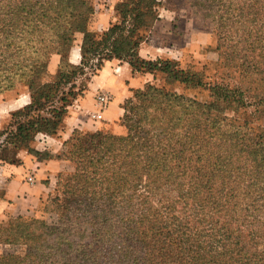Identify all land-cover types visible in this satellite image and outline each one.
Listing matches in <instances>:
<instances>
[{
  "label": "trees",
  "instance_id": "trees-1",
  "mask_svg": "<svg viewBox=\"0 0 264 264\" xmlns=\"http://www.w3.org/2000/svg\"><path fill=\"white\" fill-rule=\"evenodd\" d=\"M185 1L195 10H212L223 3ZM158 8V0H121L114 8L117 20L97 39L87 31L94 12L91 0H0V95L23 86L31 100L12 114L14 130L7 134L0 157L12 155L11 147L13 151L27 150L39 162H73L74 176H82L88 187L94 186L92 183L106 184L134 192L136 183L145 178L144 187L151 192L159 188L160 182L171 184L176 197L171 205L155 210L154 217L170 222L184 239L174 241L171 236H163L164 232L153 225L151 215L146 213L140 220V258H144L145 264H264V251L257 253L258 226L251 230L244 223H227L220 214V209L234 201L230 173L222 171L225 163L234 165L240 157V161L253 168L252 177L260 180V191L264 192V130L255 126V116L264 107V95L254 94L248 108L246 93L237 87L212 88V97L216 99L200 104L147 86L143 91L136 90L133 99L124 105L120 122L125 136L81 134L74 130L56 155L30 147L37 136L54 138L62 130L73 86L61 93L58 107L54 105L56 95L85 68L100 71L104 62L117 59L127 61L133 72L162 73L170 84L202 86L198 75L174 70L171 62L160 65L139 60L146 33L159 19ZM241 10L239 23L249 22L244 7ZM232 17L224 11L219 20L231 23ZM76 34L83 36L78 67L68 62ZM228 48L233 52L245 51L239 63V70H244L238 77L249 75L255 83L262 81L264 43L245 38ZM53 55L60 57L65 70L52 85L38 84L47 76ZM259 70L261 73L255 74ZM47 104L51 108L48 116L37 114ZM242 110L244 114L250 112L243 122L226 115L227 111ZM150 199L146 196L145 203ZM260 199L264 209V198ZM237 207L232 205L234 210ZM247 212L240 214L246 216ZM254 218L252 215L251 221ZM129 247H133L131 243Z\"/></svg>",
  "mask_w": 264,
  "mask_h": 264
},
{
  "label": "rangeland",
  "instance_id": "rangeland-1",
  "mask_svg": "<svg viewBox=\"0 0 264 264\" xmlns=\"http://www.w3.org/2000/svg\"><path fill=\"white\" fill-rule=\"evenodd\" d=\"M120 1L91 0L94 12L87 24V31L97 39L101 38L115 19L117 20L114 8ZM158 1L160 2V8L157 10L159 19L146 33L141 46L147 51L139 56V60L160 65L171 62L174 64V70L198 75L202 80V86L181 82L170 84L167 83L166 75L162 73L133 72L127 61L117 59L104 62V67L100 71L85 68L83 73L75 76L70 85L60 90L54 103L56 107L61 106L57 102L61 98V93L68 92L73 86L67 108L68 114L73 111L92 121L91 128L79 124L82 130L76 129L77 132L125 136L126 130L120 122L124 115V105L126 101L133 99L136 90L143 91L147 86L156 87L167 93H175L200 104H207L216 99L215 96L212 97V88L237 87L246 93L248 108L254 94L264 95V73L260 75L262 81L258 83H255L254 78L249 75H244V78L238 77L239 72L244 70L242 68L239 70V63L243 60L245 51L240 53L233 52L234 50L230 48L227 50V46L231 47L245 38L249 39V42L264 43V0H218L223 2L222 5L213 6L212 10L204 8L195 10L185 0ZM199 2L203 3L201 0ZM205 6L208 7L207 3ZM242 7L249 22L241 24L239 15L242 13ZM224 11L233 16L231 23L219 20V16L223 15ZM82 39L81 34H76L73 48L68 56L71 66L78 67L80 64ZM124 65L131 75L140 76V80L135 79L132 83L137 85L136 89L129 90V96L121 99L127 78L122 71ZM63 70L65 69L60 57L53 55L48 63L47 76L41 78L38 84L52 85L55 77ZM66 70L70 71V69ZM261 71L255 74L258 75ZM103 94L109 99L106 110L118 103L121 116L118 120L109 122L105 121L103 115L101 122L93 124L95 102ZM25 95L29 104L31 100L27 89L23 86L0 95V149L6 145L7 134L14 130L15 119L12 118V114L23 107L13 106L11 102L22 99ZM262 103L264 104V100ZM50 109L47 104L39 109L37 114L48 116ZM249 111L246 114L244 110L238 113L227 111L226 115L229 118L235 116L239 122H243L244 116L249 118ZM255 118V126L264 130V107ZM39 138L41 137L37 136L30 144L32 149L56 155L63 148L55 153L51 148L55 147L52 142ZM9 148V152L13 154L0 157V264H145L147 262L144 258H140L143 226L140 220L146 213L151 215L153 225L164 232H162L163 236H171L174 241L184 239L180 238L175 227L169 225L170 222L164 219L157 220L154 217L155 210L171 205L176 197V190L171 184L160 182L159 188L151 192L144 187L145 178L136 183L138 186L134 192L106 184L92 183L94 186L88 187L82 176L79 174L74 176L76 167L70 161L61 162L63 163L61 170L51 177L36 176L37 172L31 166L39 161L27 150L13 151V148ZM22 156L30 160L27 173L31 175L29 178L35 180L32 184L40 188L42 193L32 201H7L3 198L5 182L9 178L5 168L7 165H20ZM10 157L14 158L13 162L9 161ZM222 171L230 173L228 179L231 178L234 201L226 209H220L221 218L227 223H244L251 230H255L258 226L261 240L259 238L257 253L261 254L264 251L262 245L264 244V209L261 208L263 201L260 197L264 198V192L260 191V180H254L253 168L248 163L244 164L240 161V157L238 163L234 165L225 163ZM26 181L31 185L27 177ZM87 187L88 190H85ZM83 191H88V194H84ZM146 196L151 198L149 203L144 201ZM233 204H237L238 209H232ZM16 207L19 209L23 207L25 211L16 213L14 211ZM245 210H248L246 216L241 215L240 212ZM133 215L134 219H132ZM252 215L255 216L254 221L250 219ZM17 218L22 221L16 222ZM130 243L135 248L129 247Z\"/></svg>",
  "mask_w": 264,
  "mask_h": 264
},
{
  "label": "crops",
  "instance_id": "crops-1",
  "mask_svg": "<svg viewBox=\"0 0 264 264\" xmlns=\"http://www.w3.org/2000/svg\"><path fill=\"white\" fill-rule=\"evenodd\" d=\"M146 51L145 48L141 46L139 50V56L145 54ZM122 71L127 77L126 78L127 80L125 79V91L123 89L122 90L123 92L121 94L122 97L121 99H124L129 96L130 94L129 90L136 89L137 85H134L132 82H134L135 79L140 80L139 79L140 76L136 77L131 75V72L129 71L126 65L122 66ZM120 92L121 91H119L118 93L120 94ZM20 103L22 104L20 105ZM27 103H28V97L25 95L23 96L22 99L11 102V105L13 106L18 105L22 107L25 106ZM114 105H112L110 109L106 110V112L104 113L105 121L110 122V121L118 120L120 118L121 111L119 109V104L116 103ZM86 121H88V123H85ZM79 124L86 125L88 128H91L92 121L85 119L84 115L76 114L73 113L72 111V113H69L68 116L65 118L63 128L55 138H50L43 135H39L38 137H41L39 139H44L45 141L52 142V144L55 145V147H51L52 149H54L53 152L58 153L62 148L63 143L69 139V137L71 136L74 130L76 129L82 130L79 127ZM93 124L95 123L93 122ZM28 162H30V160L22 156V162L20 165L18 166L7 165V167L5 168L9 173V178L6 179L5 188L3 191V198L5 200L7 201L18 200L20 202L21 201L26 202L27 200L32 201L34 200V198H38L39 197L38 195L42 193L40 188H38L33 184L30 185L26 181V177L27 179L31 177V175L27 173ZM35 164L36 165L32 164L31 167L35 168V171L37 172L36 176L42 175L43 177L53 176L54 174L59 172L63 166V163L56 160L36 162ZM32 180L34 179L32 178ZM14 211H16V213H22L25 210L23 209V207L20 209L16 207V209L14 208Z\"/></svg>",
  "mask_w": 264,
  "mask_h": 264
},
{
  "label": "built area",
  "instance_id": "built-area-1",
  "mask_svg": "<svg viewBox=\"0 0 264 264\" xmlns=\"http://www.w3.org/2000/svg\"><path fill=\"white\" fill-rule=\"evenodd\" d=\"M109 104V99L106 95H101L97 98L95 102V113L92 116L93 122L95 124L103 120V115ZM32 178H28V182L32 184Z\"/></svg>",
  "mask_w": 264,
  "mask_h": 264
}]
</instances>
